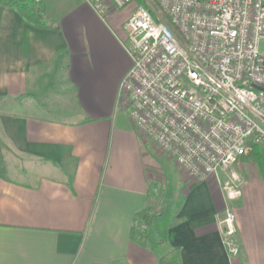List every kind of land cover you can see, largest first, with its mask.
I'll return each instance as SVG.
<instances>
[{
  "label": "crops",
  "instance_id": "crops-1",
  "mask_svg": "<svg viewBox=\"0 0 264 264\" xmlns=\"http://www.w3.org/2000/svg\"><path fill=\"white\" fill-rule=\"evenodd\" d=\"M19 1L40 8L43 25L0 4V264H157L173 247L182 264H264V205L254 202L262 180L246 169L242 194L229 202L213 180L179 169L174 190L159 198L172 194L177 210L166 243L130 239L134 214L164 181L117 102L136 3L102 13L85 0ZM226 206L235 258L219 231Z\"/></svg>",
  "mask_w": 264,
  "mask_h": 264
},
{
  "label": "built area",
  "instance_id": "built-area-1",
  "mask_svg": "<svg viewBox=\"0 0 264 264\" xmlns=\"http://www.w3.org/2000/svg\"><path fill=\"white\" fill-rule=\"evenodd\" d=\"M85 1L102 13L134 2ZM140 1L125 23L131 66L118 105L183 175L213 180L232 201L244 184L240 157L249 143L264 148V91L251 86L264 87V0ZM219 225L237 257L231 207Z\"/></svg>",
  "mask_w": 264,
  "mask_h": 264
},
{
  "label": "trees",
  "instance_id": "trees-1",
  "mask_svg": "<svg viewBox=\"0 0 264 264\" xmlns=\"http://www.w3.org/2000/svg\"><path fill=\"white\" fill-rule=\"evenodd\" d=\"M136 4L140 0H134ZM4 4L16 9L21 16L36 25L42 26L40 8H35L27 1L19 0H0ZM251 160L258 168V174L264 184V148L253 143H249L245 153L240 157L242 160ZM7 177V160L4 148L0 144V178ZM176 207L174 196L171 194L163 199L155 213H151L148 207L136 211L130 227V239L137 244L148 247L152 234H155L159 244L167 241V231L176 222ZM157 264H182L180 249L170 248L158 260Z\"/></svg>",
  "mask_w": 264,
  "mask_h": 264
},
{
  "label": "rangeland",
  "instance_id": "rangeland-1",
  "mask_svg": "<svg viewBox=\"0 0 264 264\" xmlns=\"http://www.w3.org/2000/svg\"><path fill=\"white\" fill-rule=\"evenodd\" d=\"M136 3V2H129L127 4H125L123 7L121 8H117L116 11H123L126 10L128 11V9L130 7H132V5ZM127 36V35H126ZM127 39V38H126ZM126 43L129 45L128 40H126ZM139 135V134H138ZM140 136V135H139ZM142 142L144 144H149V148H150V152L151 155L157 160V162L159 163L160 166L157 167L158 172H160L161 177H163L165 183H160L163 187L161 192L156 195L155 197V201L154 202H150L147 207L149 209V211L151 213H155V211L159 208L160 202L161 200H159L160 196L165 193H170L171 190H174V186L177 183V181L179 180V168L177 167V165L175 164V162L173 160H171L167 155H165L164 153L158 151L149 141H146V139L142 138L141 139ZM241 171L243 169H246L249 173H256L258 172V168L257 166L251 161V160H241L239 162V164L237 165ZM244 172V171H242ZM257 180V178H255ZM255 180V181H256ZM257 182L259 183V192L257 190V193L254 197V202L260 205H264V186L262 184V182L260 180H257ZM150 241H152V239H150ZM162 247V246H161Z\"/></svg>",
  "mask_w": 264,
  "mask_h": 264
},
{
  "label": "water",
  "instance_id": "water-1",
  "mask_svg": "<svg viewBox=\"0 0 264 264\" xmlns=\"http://www.w3.org/2000/svg\"><path fill=\"white\" fill-rule=\"evenodd\" d=\"M251 86H252L253 88H255L256 90H262V91H264V87L258 86V85H256V84H251Z\"/></svg>",
  "mask_w": 264,
  "mask_h": 264
}]
</instances>
